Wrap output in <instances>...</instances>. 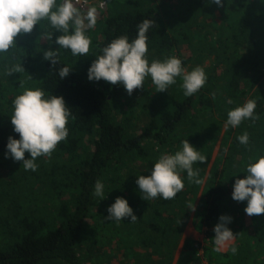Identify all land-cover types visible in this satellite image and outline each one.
I'll use <instances>...</instances> for the list:
<instances>
[{
	"label": "trees",
	"instance_id": "16d2710c",
	"mask_svg": "<svg viewBox=\"0 0 264 264\" xmlns=\"http://www.w3.org/2000/svg\"><path fill=\"white\" fill-rule=\"evenodd\" d=\"M114 1L117 2L115 6L106 14L99 15L97 29H88L85 33L91 40L88 56H74L69 49L57 48L55 39L61 33L53 30L46 19L34 27L31 32L35 33L34 37L22 34L16 38V47L8 53H0V70L22 64L24 74L29 72V84L33 81V85L26 89H41L46 99L52 95L62 96L71 113L67 124V139L57 145L54 158L50 157V163L47 164L50 167L45 169L49 190L53 188L60 199L64 195L67 199L53 214L49 210L50 206H14L12 220L4 219L0 222V236L6 241L0 247V264H40L50 260L63 264H85L78 242L88 223L97 180L104 185L105 198L100 202L105 203L108 199L115 201L119 195L127 200L137 216L134 223L130 222V217H125L118 222L122 228L117 225L112 227L111 231L116 236H121L126 229L136 230L144 247L154 244L153 250L158 256L163 253L161 247L165 239L176 236L178 224L174 215L161 202L163 199L145 201L141 198L143 194L136 179L142 174L136 168L124 167L123 163L127 160L123 156L145 159V156L151 155L148 148L152 150V156L153 150L175 154L182 150V141L186 139L206 157V163L221 124L211 114L213 105L218 102L216 84L207 79L197 93L182 98L169 92L171 87L168 86L165 92L145 96L146 102L142 109L148 120L142 125L132 123L131 111H124L118 119L117 112H121V102L127 92L123 85H110L102 79L90 81L87 78V69L92 61L102 55L101 49L113 39L127 36L131 42L137 36L138 24L145 18H151L156 25L147 32L148 48L161 53L175 52L174 56L183 65L187 63L188 57L180 55L179 48L183 43L198 46L206 39L208 32L201 33V30L192 28L197 25L199 18L204 25L203 19L208 16L216 38L215 46L214 42H210L214 55L211 69L214 71L221 68V79L225 80L228 93L232 95V103H227L228 106L236 105L238 99L245 96L242 88L252 87L264 78V0H222L221 7H217L211 0H177L184 7L178 11L181 16L175 26L162 24L158 8L152 4L144 6L141 0ZM60 3L62 0H57V5ZM49 30H52V38L47 49L58 52V63L54 66L44 58L43 51L47 49L38 47V40L35 39ZM64 66L71 69L68 76L61 79L58 73ZM21 73L11 74V79L16 77L23 81ZM14 98L11 95L10 104L0 105V154L7 152L9 136L19 139V134L11 124ZM250 99L256 102L255 114L259 115V119L246 120L251 126L244 131L248 133L251 142L248 145L253 147L251 151L257 150L258 155L253 160L244 159L246 165L264 156V97L253 95ZM193 115L196 116L193 125L184 126ZM229 129L224 133L225 138L230 135ZM235 156L236 150L232 153V157ZM223 163L222 167L221 161L212 165L199 195L201 183L190 182L187 172H180L182 180L186 182L173 202L184 205V215L187 217V207L190 208L198 197L192 219L198 229L205 228L207 244L203 246V251L208 264H245L249 250L248 236L261 241L264 226L256 222L241 226L239 235L245 237L240 240V247L236 248L235 254L232 251H216L213 228L220 215H229V189L236 180L233 159L225 156ZM115 171L118 175H114ZM246 174L247 171L244 176ZM203 175L204 170H201L197 177L201 182ZM186 245L179 263L203 264L196 250L190 244ZM92 247L90 245L88 248L90 252ZM168 252L170 256L171 252ZM146 260L156 262H151L150 258Z\"/></svg>",
	"mask_w": 264,
	"mask_h": 264
},
{
	"label": "clouds",
	"instance_id": "9594fccd",
	"mask_svg": "<svg viewBox=\"0 0 264 264\" xmlns=\"http://www.w3.org/2000/svg\"><path fill=\"white\" fill-rule=\"evenodd\" d=\"M86 2V0H85ZM217 7L222 6V0H211ZM80 0H0V53H8L16 47V38L22 34L31 33L41 20H48L53 30L61 34L55 39L57 48L69 49L74 56H88L91 40L85 35L88 29L97 22V9L89 7L82 13L76 7ZM55 9V10H54ZM151 18H145L138 24L135 39L129 42L127 36L113 39L101 49L87 69L90 81L104 80L110 85H123L129 95L135 89L144 86L146 77H150L157 92H165L168 86L176 83V77L182 76L185 96H192L204 87L207 76L202 67H195L190 72L182 66L179 58L171 56L164 61L153 60L150 64L147 57V32L154 26ZM156 25V24H155ZM71 27V32H70ZM51 41L52 32L41 34ZM56 48V49H57ZM44 58L51 61L52 66L58 63V52L51 48L43 51ZM71 67L59 69L61 79L68 76ZM25 71L22 64H15L7 70V75ZM228 103H232L231 100ZM14 111L11 116L13 130L19 134V139L8 137L7 152L14 161H21L25 170L36 171L35 163L38 157H50L61 141L68 136V118L71 115L62 96L52 95L45 98L41 89H25L13 100ZM255 100H247L242 106H237L227 113L225 128L231 125L239 126L243 121L259 119L255 114ZM239 143H249L248 133L240 135ZM25 152L30 158L25 159ZM206 157L196 150L186 139L182 141V150L175 154H164L153 164L150 175H140L136 184L143 194V200L160 198L175 199L177 193L184 189L180 172L186 171L190 182L201 183L198 179L199 170L193 169V164L205 162ZM244 178H237L233 184L231 197L237 202L247 201L244 209L248 216L264 214V156L247 165ZM95 196L105 198L104 185L97 180L94 185ZM189 209L195 210L192 204ZM105 219L117 222L130 217L135 222L137 216L133 213L126 199L117 197L107 208ZM232 217L220 215L214 225V242L216 251H220L229 241L234 240V234L227 224ZM233 254L237 252L232 247Z\"/></svg>",
	"mask_w": 264,
	"mask_h": 264
},
{
	"label": "rangeland",
	"instance_id": "374dc122",
	"mask_svg": "<svg viewBox=\"0 0 264 264\" xmlns=\"http://www.w3.org/2000/svg\"><path fill=\"white\" fill-rule=\"evenodd\" d=\"M253 1V0H249ZM114 0H87V5L80 7L76 5L78 9L82 13H86L89 7H95L97 9V22L93 28L90 30H96L98 27V17L101 13L106 14L108 10L112 6H115ZM141 4L147 6L152 4L156 6L161 15V23L165 26H175L180 21L179 17L181 16L178 11H181L184 5L179 4L177 0H141ZM184 4V3H183ZM186 5V4H185ZM212 15L215 16V12ZM204 25L202 23V19L199 18L197 25L193 27L194 30H201V33L208 32L206 39H203L201 43L196 45H188L183 43L179 48V54L185 57H188L187 63L182 66L186 71L190 72L195 67H202L206 73L207 79H211L212 83L216 84V90L218 94V102L213 105L211 114L213 117L220 121V131L217 139L213 142L210 157L206 163L197 162L193 164V167L199 172L204 170V175L202 178L201 186L199 188L198 195L202 189V186L205 182V179L208 175L210 168L214 163H218L221 161V167L224 165L223 158L225 156H229L233 159L235 165V176L237 178H243L244 173L246 171V163L244 159L250 158L251 160L255 159L258 155V151H251L253 147L250 145H243L239 143L238 137L245 133L244 129L248 126H251V123L246 120L242 122L239 126L233 128L231 125L225 128V124L227 122V113L229 110L242 106L247 100H250V97L253 95L264 97V78L255 83L254 86L242 88L246 93L242 99H238L236 105L228 106V101H232V95L228 93L229 89L225 84V80L221 79L222 71L221 68L214 69L212 71L211 66L214 63V55L213 48L210 45V42H214L215 46V34L214 27L210 24V18L207 16L203 19ZM215 30H217L215 28ZM52 32V30H49ZM48 32V31H45ZM35 33H28L27 36H33ZM18 38V37H17ZM31 38V37H30ZM38 40V47H44V49L48 48V44H50L48 39H45L40 35L35 38ZM176 56V53L170 54L169 52H159L155 49L148 48L147 59L149 64L153 60L164 61L165 59ZM8 68H4L0 70V105L10 104L11 99L10 96L16 97L27 88V86H32L30 83V78H27L28 73L22 72L23 81L18 78H12V75H7ZM31 76V75H30ZM208 81V80H207ZM20 82V83H16ZM183 79L182 76L176 77V83L170 85L171 89H168L169 92H174L177 97L182 98L184 95V89L182 87ZM20 84V85H18ZM18 85V86H17ZM18 90H21L18 92ZM161 92H157L155 85L152 83L150 77H146L144 81V86L135 89L131 95L127 92L123 97L121 102L120 110L121 112H117L118 119L121 118V113L124 111H131L132 118L131 121L136 126L142 125L148 120V116L144 114L142 105L146 102L145 96L152 94H160ZM225 97L227 99H225ZM235 106V107H234ZM116 109L118 106L116 105ZM207 115H210L207 113ZM196 116L193 115L191 118L187 120L185 125L190 124L193 125ZM206 124V120L204 121ZM230 128V129H229ZM250 128V127H248ZM230 130V135L225 138L224 133L226 130ZM257 132V129H254ZM251 138V137H250ZM252 139V138H251ZM249 143H251L249 141ZM264 144V143H263ZM236 150V156L233 158L232 153ZM259 150V149H258ZM150 156L143 157H132V156H123L127 160V162L123 163L124 167L128 166V168H136L138 169L142 175H150L153 164L159 159L161 155L170 154V152H155L148 148ZM55 151L51 154L50 157L54 158ZM50 157H38L35 163L38 165L36 171L25 170L23 163L21 161H14L11 156H5L4 154H0V222L4 219L12 220V211L14 206L20 205L22 208H26L28 206H47L51 213L57 210L58 207L63 206V202L67 199V196L64 195L62 199L55 192L56 190L53 188H48L46 184V170L49 169L50 165ZM30 158V154L25 152V159ZM240 158H243L242 160ZM49 160V161H48ZM241 162L240 165L238 163ZM46 164V165H44ZM45 166V167H44ZM127 168H125L126 170ZM182 172V171H181ZM114 175H118L115 171ZM184 184L186 180L183 181ZM235 182V181H234ZM234 184V183H233ZM233 190V185L229 189V196H231ZM117 193V192H116ZM115 197V195L113 194ZM119 197V195H117ZM160 199V198H159ZM197 199L194 201V208L197 203ZM101 198L97 197L93 194V198L90 204V216L88 218V223L82 232L80 240L78 242V249L83 258L85 264H178L181 256H184V252L186 250V244H190L191 248L196 250L197 254L201 258L203 264H208L204 257L203 246L207 243L205 242L204 229H198L193 223V214L194 211L187 207L186 217L184 215V205H181V202H173L172 200H161L163 204L167 207V210L172 213L175 217V220L178 224V232H176V236H170L165 239L163 246V253L161 256L155 254L153 247L151 246L144 247L141 243V236H137L136 230H125L121 236H116L111 231L112 227L117 225L122 228L121 225H118V222L115 220L109 221L105 219L107 217L108 212L107 208L114 203V201H110L109 199L104 202H100ZM247 205V201L237 202L235 200L230 199L229 201V215L232 217L231 222L227 224L228 228H230L234 234V240L229 241L225 246L221 247L219 252L222 253H231V248L240 247V240H242L245 236H240V227L241 226H249L254 224V222L258 224H262L264 226V214L259 216H248L244 209ZM55 206V207H53ZM53 208V210H52ZM255 217V220H253ZM248 230V229H247ZM246 230V231H247ZM252 237V240L250 238ZM249 241V250L247 258L244 260L245 264H264V236L261 241H256L255 237L248 236ZM5 239L3 236H0V247H3L5 244ZM90 245H93L92 251L88 249ZM217 247V246H215ZM171 255L169 256V252ZM151 254V255H150ZM152 261H156L155 263H150L146 259ZM40 264H63L57 260L44 261ZM179 264H183L180 262ZM188 264V263H184Z\"/></svg>",
	"mask_w": 264,
	"mask_h": 264
},
{
	"label": "built area",
	"instance_id": "2783aa9c",
	"mask_svg": "<svg viewBox=\"0 0 264 264\" xmlns=\"http://www.w3.org/2000/svg\"><path fill=\"white\" fill-rule=\"evenodd\" d=\"M73 2L75 3V0H73ZM76 5H78L80 7L86 6L87 5V0H86V2H85V0H80V3H78Z\"/></svg>",
	"mask_w": 264,
	"mask_h": 264
}]
</instances>
